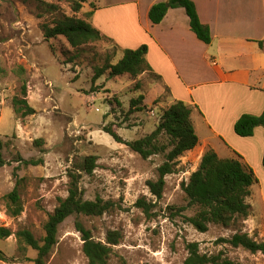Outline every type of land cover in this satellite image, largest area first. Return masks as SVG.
Returning a JSON list of instances; mask_svg holds the SVG:
<instances>
[{"label":"rangeland","instance_id":"1","mask_svg":"<svg viewBox=\"0 0 264 264\" xmlns=\"http://www.w3.org/2000/svg\"><path fill=\"white\" fill-rule=\"evenodd\" d=\"M49 4L58 11L51 12ZM62 13L71 14L64 0H0V134L7 143L3 153L8 161L0 168V227L12 230L9 237H0V263L35 264L37 250L17 232L27 229L37 239L44 236L45 223L60 198L68 196L75 173L81 176L86 199L101 197L117 206L101 216L68 217L59 227L47 264H89L78 220L96 240L106 241L110 230L121 231L109 264H183L193 241L199 242L202 252L221 253L237 264H264L263 254L220 240L246 230V224L237 229L212 224L203 233L184 221L194 210L181 211L187 205L182 183L197 169L198 155L187 152L179 158L175 172L165 178L162 198L151 192L147 181L158 179L165 156L144 159L127 144L116 142L104 127L111 126L125 141L151 133L167 107V91L157 94L162 87L155 85L157 78L149 71L137 79L107 72L93 83L95 68L119 60L118 47L106 38L79 49L63 36L46 41L42 23ZM140 94L147 109L131 110V100ZM16 97L27 99L35 113L25 107L17 113ZM89 155L98 157L92 174L81 168ZM20 157L43 162L26 165ZM17 185L23 211L12 216L6 195ZM141 198L150 204L147 209L137 204ZM253 200L262 219L264 205L258 195Z\"/></svg>","mask_w":264,"mask_h":264},{"label":"trees","instance_id":"2","mask_svg":"<svg viewBox=\"0 0 264 264\" xmlns=\"http://www.w3.org/2000/svg\"><path fill=\"white\" fill-rule=\"evenodd\" d=\"M68 3L71 14L62 13L51 22L42 23L44 39L49 41L53 38L63 36L71 47L79 49L81 46L102 39H110L102 34L90 21L93 10L81 14L84 3L87 0H64ZM51 12L58 11V7L49 4ZM182 7L189 16L190 26L197 37L206 44L212 42L210 27L200 20L198 9L193 0H167L154 4L149 17L154 24L160 23L170 8ZM264 47V39L259 41ZM148 46L146 44L135 49H124L123 56L116 63L108 60L103 66L95 68L93 83L105 73L117 77L128 75L137 79L146 71L152 72V67L147 60ZM139 82L137 81V85ZM139 88V87H138ZM23 94H27V85H23ZM145 96L140 94L131 100V110L142 112L147 109L144 104ZM17 113L23 108H28L29 113H35L27 99L13 100ZM264 128V111L260 115L250 113L242 114L234 125L235 132L242 137L254 135L257 127ZM104 130L110 134L118 143L127 144L133 151L140 154L144 159L153 155L163 154L165 161L159 166V177L157 180H148L147 185L151 192L158 198H162L166 186V176L176 170L178 160L187 152L193 150L199 143L192 119V108L182 100H175L163 109L161 117L155 129L136 140L125 141L118 132L111 126H105ZM0 134V168L8 164L4 157L3 150L6 146ZM24 164L39 165L42 159H24ZM98 157L89 155L85 158L81 168L86 174H92L97 167ZM264 164V156H263ZM72 181L69 194L60 198L59 205L50 214L44 229L45 234L37 239L30 230L23 229L17 232L20 239L27 245L37 250L35 264H47V261L58 243V232L60 225L72 215L84 214L87 216H101L116 208L117 203L112 200H105L101 197L86 199L80 188L79 174L72 173ZM259 180L243 157L237 154L235 157L222 158L213 149H208L193 171L187 182L182 183L186 194L187 205L181 208L184 211L188 208L194 210L191 216H185L184 221L193 225L200 232H207L210 225H221L224 227H241L251 214L252 205L249 198L252 195V188ZM7 208L12 216H18L23 211V204L18 185L6 195ZM138 205L147 209L149 203L141 198ZM77 230L80 231L83 239V252L89 264H109V258L113 248L120 242L122 233L119 230H110L107 233L106 241L96 240L90 229H87L81 221L76 222ZM12 235V230L7 227H0V237L5 238ZM221 241L230 243L234 247H242L252 253L261 252L264 255V241H258L246 232L237 230L229 238H221ZM188 256L183 264H237L234 260L219 254H208L200 250L197 241L189 242L187 245ZM1 264V263H0Z\"/></svg>","mask_w":264,"mask_h":264},{"label":"crops","instance_id":"3","mask_svg":"<svg viewBox=\"0 0 264 264\" xmlns=\"http://www.w3.org/2000/svg\"><path fill=\"white\" fill-rule=\"evenodd\" d=\"M163 1L87 0L81 14L93 10L90 21L114 41L119 59L124 49L148 46L150 73L162 87L157 94L167 91L166 106L182 100L192 108L199 143L188 154L198 155L199 161L208 149L222 158L239 154L254 169L259 182L242 232L264 241V216L258 217L253 200L258 195L264 205V128L257 127L249 137L234 130L242 114L264 111V47L259 43L264 39V0H193L200 20L210 27V44L197 37L182 7L170 8L154 24L149 11Z\"/></svg>","mask_w":264,"mask_h":264}]
</instances>
